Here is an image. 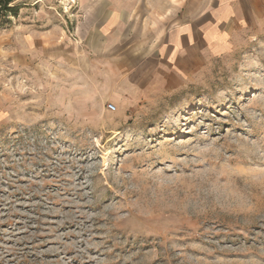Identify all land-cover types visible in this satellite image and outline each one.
I'll use <instances>...</instances> for the list:
<instances>
[{
    "label": "rangeland",
    "instance_id": "rangeland-1",
    "mask_svg": "<svg viewBox=\"0 0 264 264\" xmlns=\"http://www.w3.org/2000/svg\"><path fill=\"white\" fill-rule=\"evenodd\" d=\"M16 3L0 23V264H264V29L135 101L111 57L191 0Z\"/></svg>",
    "mask_w": 264,
    "mask_h": 264
},
{
    "label": "crops",
    "instance_id": "crops-1",
    "mask_svg": "<svg viewBox=\"0 0 264 264\" xmlns=\"http://www.w3.org/2000/svg\"><path fill=\"white\" fill-rule=\"evenodd\" d=\"M262 29L264 0H191L170 27L148 30L141 45L111 57V65L129 100L156 98L195 83L210 63Z\"/></svg>",
    "mask_w": 264,
    "mask_h": 264
},
{
    "label": "trees",
    "instance_id": "trees-1",
    "mask_svg": "<svg viewBox=\"0 0 264 264\" xmlns=\"http://www.w3.org/2000/svg\"><path fill=\"white\" fill-rule=\"evenodd\" d=\"M16 2L17 0H0V23H3L9 18L18 16L21 6Z\"/></svg>",
    "mask_w": 264,
    "mask_h": 264
}]
</instances>
